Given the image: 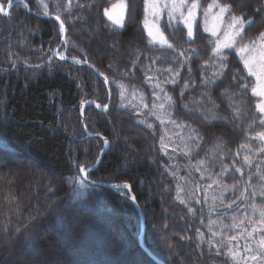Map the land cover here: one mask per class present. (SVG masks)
I'll list each match as a JSON object with an SVG mask.
<instances>
[{
  "label": "trees",
  "instance_id": "16d2710c",
  "mask_svg": "<svg viewBox=\"0 0 264 264\" xmlns=\"http://www.w3.org/2000/svg\"><path fill=\"white\" fill-rule=\"evenodd\" d=\"M22 1L60 16L67 31L60 52L100 71L112 102L101 111L109 92L92 69L53 57L58 22L20 2L0 13V264H156L139 245L131 194L145 217V244L165 264H259L246 258L260 253L264 238L248 235L261 227L251 205H264V142L255 139L263 116L235 48L223 49L226 67L210 59L209 41L218 37L204 31L201 10L191 40L180 20L168 27L162 15L168 48L147 34L144 0H125L122 26L104 15L120 0H71L70 9L69 0H43L47 10L40 0ZM211 2L200 0L201 9ZM218 2L231 6L224 20L246 22L244 44L259 40L264 0ZM86 102L96 105L83 111L87 130L110 143L89 178L129 188L83 181L78 166L93 167L105 146L86 137ZM65 208L66 220L53 226ZM243 239L252 251L239 257Z\"/></svg>",
  "mask_w": 264,
  "mask_h": 264
},
{
  "label": "snow or ice",
  "instance_id": "6c2138e0",
  "mask_svg": "<svg viewBox=\"0 0 264 264\" xmlns=\"http://www.w3.org/2000/svg\"><path fill=\"white\" fill-rule=\"evenodd\" d=\"M12 2L13 0H7V5L9 8L11 7ZM40 3L43 5L44 9L47 10L48 5L44 4L43 0H40ZM70 7L71 0H69L68 3V8L70 9ZM128 7L129 5L125 3V0H120L119 3L112 6L111 10L105 9L104 15L107 16L109 20L113 21L114 24L122 26L125 10ZM198 9L201 10V14L204 18V31L211 32L213 37H218L215 41H209V45L212 46V54L210 59L215 58V61L218 62L221 67H226L227 56L224 54L223 49L235 48L236 54L239 55L240 60L243 62L244 68L248 70V74L256 78L257 85L252 89L253 94L264 97V44H262L259 49L255 46L254 42L252 44H244L245 38L241 33L246 22L242 17H236L234 15L231 16L230 22L227 25V30L223 34L224 38L219 39L218 34L220 32V24L223 23L225 14L231 11L230 5L220 4L218 0H212L211 3L207 4V7L201 9L200 0H144V11L146 14L144 19V27L147 29L148 36L151 37L152 41L159 42L162 45H167L168 48H172V45L168 43L167 38L159 26V20L161 19L162 15L165 12L167 13L168 27L175 26L172 24L173 20H180L187 29V37L189 40H191L194 36V26H197ZM213 9H218V11L213 13ZM0 13L8 15L3 2H0ZM45 14H47L46 11ZM149 15L152 18L151 22L148 19ZM56 19L59 20L60 16L57 15ZM209 20H211V27H209ZM248 23L251 22L249 21ZM64 30V23L61 21L60 31L63 32ZM258 39L264 42V33H261ZM220 75H223V73H220ZM233 79L235 80L236 77L234 76ZM241 79H243V77H241ZM172 82L175 83L176 81L173 80ZM240 87L241 90L244 91L247 88V84L241 85ZM97 107L100 106L97 105ZM104 107L106 108L107 105ZM160 107L163 108V105ZM257 107L259 111L264 114V103L258 104ZM260 123L264 125V117L260 119ZM255 139L264 142V132L258 133ZM104 143L107 145L108 141L105 139ZM242 147L246 146L242 145ZM259 150L260 152H264V147H261ZM244 160L246 163L251 164V161L247 156H245ZM78 168L80 172H85V167L83 165L78 166ZM257 169L259 170L258 165ZM235 171L241 172V169L236 168ZM241 174L243 175V173ZM80 186L81 188L85 187L82 181L80 182ZM93 187H99V184L94 182ZM115 187L119 188L120 186L116 185ZM123 187L129 188V185L124 184ZM253 195H255V193H253ZM261 195H264V191L261 192ZM131 199L135 201L136 197L132 196ZM233 203H235V201H233ZM57 207H59V205H57ZM227 207L232 208V204H228ZM251 207L254 212L259 213L258 223L261 225L259 231L264 232V205L258 207L257 205L253 204ZM70 211V208H65L64 212L60 213V215L53 220V226H55L57 220L63 224L67 218V214ZM233 220V227H235V217H233ZM241 223H243V221H241ZM250 223L255 225L257 221H250ZM257 231L258 229L254 226L252 232L248 233V235L251 237L253 233ZM232 239H235V237H232ZM26 243L28 247H36V241H28ZM258 243L261 249L260 253L253 254L246 259L259 261V264H264V238H261ZM246 250L252 251L251 248H247Z\"/></svg>",
  "mask_w": 264,
  "mask_h": 264
},
{
  "label": "water",
  "instance_id": "95a60500",
  "mask_svg": "<svg viewBox=\"0 0 264 264\" xmlns=\"http://www.w3.org/2000/svg\"><path fill=\"white\" fill-rule=\"evenodd\" d=\"M1 2V1H0ZM17 2H20L23 4L24 8L27 10V12L29 14H32L34 16H37L41 19H50V20H54L56 22L61 23V20H57L56 19V16H52V15H49V14H39V13H36L34 12L33 10H31V8L25 3L23 2L22 0H13L12 2V5L11 7L17 3ZM11 7L9 8L7 6L6 8V11L9 12ZM3 14V13H2ZM5 15V14H3ZM64 28L65 30L62 32L63 33V38H62V41H61V44L60 46L53 52V57L57 58L58 60H65L71 64H74V65H81V66H86V67H89L90 69H92L95 74L100 78V80H102V82L105 84L108 92H109V103L107 105V107L101 111L103 112H107L108 109L110 108L111 106V102H112V94H111V88H110V85H109V81L108 79H106V77L100 73V71H98L92 64H90L88 61L86 60H81V59H78V58H69L67 57L65 54H63V58L59 56V52H60V49L62 48L63 44L66 42V37H67V31H66V27L64 25ZM89 105H95V103H92V102H86V103H83L82 106H81V117H82V127L86 133V137L87 138H94V139H99V140H102L103 142L105 141L106 138H104L103 136L101 135H98V134H91L86 126H85V122H84V114H83V111L84 109L89 106ZM98 108V107H97ZM107 140V139H106ZM108 141V140H107ZM110 148V143L108 141V144L104 146V149L103 151L101 152L97 162L95 163V165L87 170H85V172H80V175L83 179V181L91 186H93L94 182L95 181H92L90 178H89V174L91 172H94L95 170L98 169V167L100 166V164L102 163V160H103V157L105 155V153L108 151V149ZM87 174V175H86ZM95 183H98L99 184V187H103V188H107V189H110V190H114V191H117L118 189H121L123 188V185H119L120 187H115L116 184H108V183H104V182H95ZM133 195L131 194L130 195V199ZM134 207L136 208L139 216H140V219H141V232H140V235H139V245L140 247L144 250V252L156 263V264H165L163 261H161L159 258H157L149 249L148 247L146 246L145 244V233H146V221H145V217H144V214L140 208V206L138 205L136 199L135 201H133L131 199Z\"/></svg>",
  "mask_w": 264,
  "mask_h": 264
},
{
  "label": "rangeland",
  "instance_id": "374dc122",
  "mask_svg": "<svg viewBox=\"0 0 264 264\" xmlns=\"http://www.w3.org/2000/svg\"><path fill=\"white\" fill-rule=\"evenodd\" d=\"M117 3H119V2H117ZM116 3V4H117ZM112 9V8H111ZM213 13H215V11L213 10ZM125 19H126V10H125V14H124V21H125ZM148 19L150 20V22H151V20H152V18H151V16L149 15V17H148ZM228 20V19H227ZM111 21V20H110ZM123 21V22H124ZM113 22V21H112ZM230 22V19L228 20V21H226V20H224L223 21V23H221L220 24V32H219V34H218V36L219 35H222L221 36V39H222V37L224 38V35H223V33L227 30V25H228V23ZM209 27H211V20H209ZM146 31H147V29H146ZM211 33V32H210ZM147 34H148V32H147ZM241 34H243V31H242V33ZM151 38V37H150ZM238 39V38H237ZM259 41V40H258ZM258 41H256V42H254L255 43V46L259 49L260 48V46L262 45V44H264V42H262V41H260V42H258ZM154 42V41H153ZM154 43H157V44H160L159 42H154ZM252 44V43H251ZM253 79H254V87H256V85H257V81H256V78L254 77V76H251ZM253 87V88H254ZM253 93V92H252ZM254 95V94H253ZM257 99H258V104H260V103H264V97H260V96H256V95H254ZM259 110V109H258ZM260 112V111H259ZM260 114L264 117V114H262L261 112H260ZM257 229H258V231H259V228L260 227H257V226H255ZM253 229V228H252ZM243 241H244V245L243 246H245L244 248H243V250H240L239 252H237L236 253V255L237 256H241V255H243L244 253H246V254H248L249 252H251V251H247L246 249L247 248H251L252 249V247H251V244L247 241V240H244L243 239ZM257 245L259 246V243L257 242ZM256 254V253H255ZM39 256V254H35V255H32V258H35V257H38ZM249 257V256H248ZM32 260H34V259H32ZM31 260V261H32ZM26 264L28 263V261H26L25 262Z\"/></svg>",
  "mask_w": 264,
  "mask_h": 264
}]
</instances>
